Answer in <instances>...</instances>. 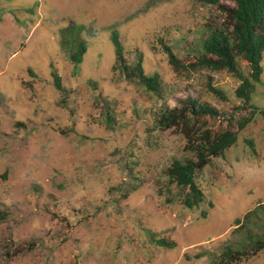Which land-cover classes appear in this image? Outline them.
<instances>
[{"label": "rangeland", "instance_id": "obj_1", "mask_svg": "<svg viewBox=\"0 0 264 264\" xmlns=\"http://www.w3.org/2000/svg\"><path fill=\"white\" fill-rule=\"evenodd\" d=\"M226 21L194 0H0V264H220L225 247L242 250L236 221L264 201V116L244 108L233 75L178 70L163 47L195 63L206 27ZM114 31L130 64L141 54L145 74L160 76L159 93L115 69ZM188 99L221 113L218 131L239 133L197 172L205 202L195 209L169 175L195 155L176 128L157 125ZM251 104L264 110V73ZM248 264H264V251Z\"/></svg>", "mask_w": 264, "mask_h": 264}, {"label": "trees", "instance_id": "obj_2", "mask_svg": "<svg viewBox=\"0 0 264 264\" xmlns=\"http://www.w3.org/2000/svg\"><path fill=\"white\" fill-rule=\"evenodd\" d=\"M203 5L218 7L226 15L227 21L220 27L207 26L206 36L202 40V55L195 63L183 65L172 49L165 43L163 47L169 57L170 64L176 69L193 71L211 69L225 70L240 82L236 96L245 104L244 108L252 109V116L259 113L264 116V110L252 106V95L255 84L261 81L264 73L262 60L264 57V0H232L234 8L222 6V0H194ZM116 53L115 69L128 81H136L153 93H159L162 88L158 74L148 76L143 67V57L132 65L125 56L118 32L112 35ZM87 51L86 43L81 42L78 50L71 54V60L80 64ZM241 62L250 70L246 76L241 71ZM54 86L59 92H64L60 76L52 73ZM209 91L219 99L226 101L224 92L208 84ZM220 112L209 104L188 99L181 108L166 109L157 120L159 128L170 130L176 128L187 140V150L194 153L196 160L175 161L169 170L174 183L181 189L183 205L188 209L199 208L205 202V195L196 182L197 172L205 168L213 157H223L236 145L238 132H220L211 126L212 120L220 116ZM253 117L238 123L239 130H244ZM239 131V132H240ZM251 144V143H250ZM207 213H203L206 216ZM234 234L244 238L242 250L237 251L228 246L219 256L220 264H248L258 253L264 251V201L248 212L242 219L236 221ZM161 248L172 249L174 243L167 240H153ZM27 250L36 247V243L26 244ZM201 255H196L200 259ZM189 260L190 257L186 256Z\"/></svg>", "mask_w": 264, "mask_h": 264}]
</instances>
